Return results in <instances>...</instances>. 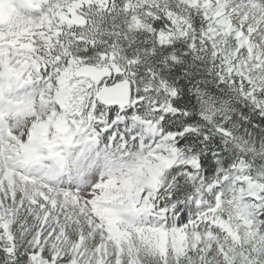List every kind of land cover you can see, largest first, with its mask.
Listing matches in <instances>:
<instances>
[{"label": "snow or ice", "instance_id": "snow-or-ice-1", "mask_svg": "<svg viewBox=\"0 0 264 264\" xmlns=\"http://www.w3.org/2000/svg\"><path fill=\"white\" fill-rule=\"evenodd\" d=\"M0 264H264V0H0Z\"/></svg>", "mask_w": 264, "mask_h": 264}]
</instances>
